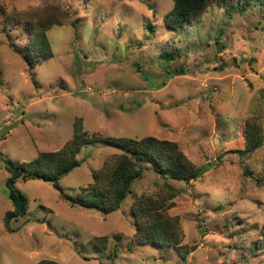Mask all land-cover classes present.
Returning a JSON list of instances; mask_svg holds the SVG:
<instances>
[{
    "label": "rangeland",
    "instance_id": "374dc122",
    "mask_svg": "<svg viewBox=\"0 0 264 264\" xmlns=\"http://www.w3.org/2000/svg\"><path fill=\"white\" fill-rule=\"evenodd\" d=\"M172 9L171 0H0V264H264V6L252 1L240 14L215 4L182 32L162 22ZM51 11L67 19L46 33L52 58L29 65L25 22L12 15ZM76 118L89 135L176 142L199 177L163 179L142 161L143 178L109 215L70 205L42 181H18L28 208L7 231L5 162L58 151ZM252 118L262 147L229 153L244 147ZM119 152L84 146L80 167L59 181L63 193L80 194ZM167 185L178 191L167 212L181 225L180 256L139 245L130 211Z\"/></svg>",
    "mask_w": 264,
    "mask_h": 264
},
{
    "label": "trees",
    "instance_id": "16d2710c",
    "mask_svg": "<svg viewBox=\"0 0 264 264\" xmlns=\"http://www.w3.org/2000/svg\"><path fill=\"white\" fill-rule=\"evenodd\" d=\"M171 1L173 9L163 17L162 22L167 28L181 32L196 23L198 18L215 4L240 14L247 11L252 1H257L264 6V0H243L242 3L240 0ZM12 16L16 17L13 20L25 22L23 26L28 31L26 48L29 51L24 55V61L34 66L39 61L52 58L46 33L53 26H61L67 19L60 12L54 11L39 16L28 13H14ZM162 57L173 58V55L165 52ZM33 84L36 86V83ZM242 133L244 147L240 150H231L229 153L248 157L263 145L261 129L252 118L244 123ZM92 143L112 144L120 152L110 156L100 169L91 174V182L81 188L80 194L75 197L65 195L59 181L80 167L81 162L77 156L84 146ZM142 161L150 164L151 171L163 179L169 177L190 183L199 177L196 167L187 159L176 142L154 137L130 139L89 135L83 129L82 119L76 118L73 122L71 138L58 151L41 152L29 162H5L4 168L8 173L5 187L12 206V210L5 214V227L9 231L10 221L25 216L27 212L28 200L17 189L18 181H42L59 191L62 198L70 205L109 215L119 210L124 200L132 193L131 188L134 182L143 178V172L147 168L143 167ZM243 174L252 178L258 186H262L263 180L253 177L247 169H243ZM177 195L178 191L167 185L165 192L156 198L141 196L134 200L130 211L135 227V238L139 245L168 247L180 256L181 251L185 249L182 244L184 236L181 225L177 217H172L167 212L173 206L172 200ZM104 241L106 240L96 239L92 241V245L105 247L106 244H102ZM185 255L188 254L183 253L181 257ZM37 264L58 263L42 260Z\"/></svg>",
    "mask_w": 264,
    "mask_h": 264
}]
</instances>
